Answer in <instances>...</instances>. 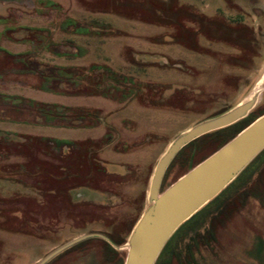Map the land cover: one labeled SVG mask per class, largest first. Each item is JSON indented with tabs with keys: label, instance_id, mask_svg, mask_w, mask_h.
<instances>
[{
	"label": "rangeland",
	"instance_id": "rangeland-1",
	"mask_svg": "<svg viewBox=\"0 0 264 264\" xmlns=\"http://www.w3.org/2000/svg\"><path fill=\"white\" fill-rule=\"evenodd\" d=\"M251 99L161 191L264 114V0H0V264H125L172 141ZM261 152L156 264H264Z\"/></svg>",
	"mask_w": 264,
	"mask_h": 264
},
{
	"label": "water",
	"instance_id": "water-1",
	"mask_svg": "<svg viewBox=\"0 0 264 264\" xmlns=\"http://www.w3.org/2000/svg\"><path fill=\"white\" fill-rule=\"evenodd\" d=\"M254 103L255 100L251 99L219 116L200 122L172 141L155 167L149 192L150 204L130 235L125 264H156L163 248L179 226L214 199L264 149L262 114L230 141L161 191L168 166L185 145L194 138L237 122L248 113ZM90 237L104 238L117 247L107 236L89 233L55 249L38 264L47 263L66 248Z\"/></svg>",
	"mask_w": 264,
	"mask_h": 264
},
{
	"label": "flooded vegetation",
	"instance_id": "flooded-vegetation-1",
	"mask_svg": "<svg viewBox=\"0 0 264 264\" xmlns=\"http://www.w3.org/2000/svg\"><path fill=\"white\" fill-rule=\"evenodd\" d=\"M102 234V233H101ZM104 235V234H103ZM106 236V235H105ZM97 238H101V237H97ZM109 238V237H108ZM101 239H103L104 241H106V242H108L109 243V241L108 240H106V239H104V238H101ZM109 240H112L117 246L119 245L118 243H119V241H116V240H113V239H109ZM78 243V242H77ZM110 244L113 246V247H116V246H114L111 242H110ZM67 249V248H66ZM78 249V248H77ZM79 250V249H78ZM64 251V250H63ZM85 251H87V250H85V249H82V247H80V253H84ZM61 253V252H60ZM80 255V254H79ZM78 255V256H79Z\"/></svg>",
	"mask_w": 264,
	"mask_h": 264
},
{
	"label": "trees",
	"instance_id": "trees-1",
	"mask_svg": "<svg viewBox=\"0 0 264 264\" xmlns=\"http://www.w3.org/2000/svg\"><path fill=\"white\" fill-rule=\"evenodd\" d=\"M221 140H222V138L220 139V141H221ZM261 153H262V152H261ZM222 205H223V204L219 205V206L216 208V210L219 209V208H221Z\"/></svg>",
	"mask_w": 264,
	"mask_h": 264
}]
</instances>
